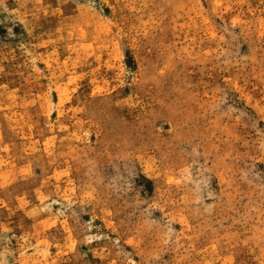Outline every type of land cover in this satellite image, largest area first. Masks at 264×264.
<instances>
[{
  "label": "rangeland",
  "instance_id": "obj_1",
  "mask_svg": "<svg viewBox=\"0 0 264 264\" xmlns=\"http://www.w3.org/2000/svg\"><path fill=\"white\" fill-rule=\"evenodd\" d=\"M0 264H264V0H0Z\"/></svg>",
  "mask_w": 264,
  "mask_h": 264
}]
</instances>
